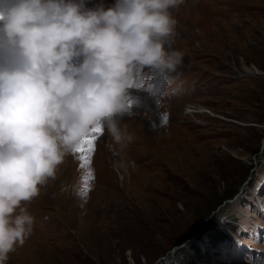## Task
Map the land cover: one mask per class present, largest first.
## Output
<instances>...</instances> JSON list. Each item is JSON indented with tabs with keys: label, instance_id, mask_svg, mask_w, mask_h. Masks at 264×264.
<instances>
[{
	"label": "rangeland",
	"instance_id": "1",
	"mask_svg": "<svg viewBox=\"0 0 264 264\" xmlns=\"http://www.w3.org/2000/svg\"><path fill=\"white\" fill-rule=\"evenodd\" d=\"M171 12L174 84L134 85L126 147L102 129L68 152L6 264H264V0Z\"/></svg>",
	"mask_w": 264,
	"mask_h": 264
},
{
	"label": "clouds",
	"instance_id": "2",
	"mask_svg": "<svg viewBox=\"0 0 264 264\" xmlns=\"http://www.w3.org/2000/svg\"><path fill=\"white\" fill-rule=\"evenodd\" d=\"M186 0H0V264L33 235L26 205L94 129L124 148L131 90L174 84Z\"/></svg>",
	"mask_w": 264,
	"mask_h": 264
},
{
	"label": "bare ground",
	"instance_id": "3",
	"mask_svg": "<svg viewBox=\"0 0 264 264\" xmlns=\"http://www.w3.org/2000/svg\"><path fill=\"white\" fill-rule=\"evenodd\" d=\"M96 1H97V0H85V3H88V2H96ZM247 72H248V73H255V70H250V69L248 70V69H247ZM191 112H198V113H201V112H207V111H204V110H202V111H199V110H198V111H189V113H191Z\"/></svg>",
	"mask_w": 264,
	"mask_h": 264
},
{
	"label": "snow or ice",
	"instance_id": "4",
	"mask_svg": "<svg viewBox=\"0 0 264 264\" xmlns=\"http://www.w3.org/2000/svg\"><path fill=\"white\" fill-rule=\"evenodd\" d=\"M102 131V129H94V132H101ZM92 139H94V138H92ZM92 139H89L87 142L89 143V144H92ZM90 151H94V145H93V147L90 149ZM91 163V160L89 159V164Z\"/></svg>",
	"mask_w": 264,
	"mask_h": 264
},
{
	"label": "trees",
	"instance_id": "5",
	"mask_svg": "<svg viewBox=\"0 0 264 264\" xmlns=\"http://www.w3.org/2000/svg\"><path fill=\"white\" fill-rule=\"evenodd\" d=\"M134 260H135V263L139 264V261H138V259L134 258Z\"/></svg>",
	"mask_w": 264,
	"mask_h": 264
}]
</instances>
